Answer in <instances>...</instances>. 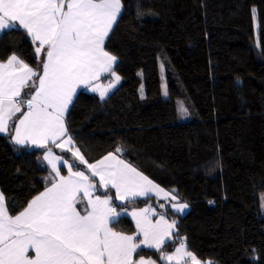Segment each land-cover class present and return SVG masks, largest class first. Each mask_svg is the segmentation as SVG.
<instances>
[{
	"label": "trees",
	"instance_id": "1",
	"mask_svg": "<svg viewBox=\"0 0 264 264\" xmlns=\"http://www.w3.org/2000/svg\"><path fill=\"white\" fill-rule=\"evenodd\" d=\"M122 10L105 43L121 82L106 99L77 94L69 135L89 163L113 153L189 205L183 217L155 198L117 208L149 206L175 220L164 253L186 237L201 264H264V0H122ZM34 49L22 29L0 35V60L15 52L35 67ZM44 152L0 135V192L10 214L50 186ZM60 155L71 162L70 152ZM115 230L136 231L127 216ZM141 255L165 264L160 252Z\"/></svg>",
	"mask_w": 264,
	"mask_h": 264
},
{
	"label": "snow or ice",
	"instance_id": "2",
	"mask_svg": "<svg viewBox=\"0 0 264 264\" xmlns=\"http://www.w3.org/2000/svg\"><path fill=\"white\" fill-rule=\"evenodd\" d=\"M122 15V0H0V32L25 30L35 45L36 60L34 67L15 52L0 60V134L16 145L44 149L43 160L51 168L50 186L17 214H10L0 192V264H155L141 255L144 249L160 252V259L169 264H187L188 259L201 264L187 250L186 237L173 253L162 251L177 222L163 215L153 222L154 209L128 213L135 222L133 234L115 230L124 215L117 208L126 210L128 203L150 194L178 201L176 190L166 191L113 153L89 163L68 133L65 114L77 89L91 87L104 99L121 79L114 68L118 58L105 50V41ZM142 16L138 11L137 18ZM102 74L112 77L108 86L92 87ZM163 94L168 96L166 86ZM177 110L182 118L188 116L183 102ZM53 146L71 152V162L56 155ZM80 164L90 176L74 171ZM62 168L67 175L61 174ZM114 200L124 203L114 206ZM172 207L183 213L189 205Z\"/></svg>",
	"mask_w": 264,
	"mask_h": 264
},
{
	"label": "crops",
	"instance_id": "3",
	"mask_svg": "<svg viewBox=\"0 0 264 264\" xmlns=\"http://www.w3.org/2000/svg\"><path fill=\"white\" fill-rule=\"evenodd\" d=\"M115 26V25H114ZM114 28V27H113ZM18 29H22V28H18ZM8 30H12V29H5L3 32H5V31H8ZM23 30V29H22ZM25 31V30H24ZM3 32H0V35L3 33ZM26 32V31H25ZM112 32V31H111ZM110 32V33H111ZM110 35V34H109ZM109 37V36H108ZM107 37V38H108ZM107 38H106V40H107ZM105 43H106V41H105ZM43 53H41V56L43 57ZM111 79H112V77L110 76V74H102L101 75V77H100V79L98 80V81H95V82H93L92 83V87H95V86H97V85H100L101 87H107L108 86V84H109V82L111 81ZM120 82H121V80L115 85V87L114 88H112V89H110V91L107 93V95L104 97V99H106L107 97H109L115 90H116V88L119 86V84H120ZM81 91H85V92H88V93H92V94H95V95H97L99 98H100V94H99V91H96V92H93L92 90H91V87H88V88H84V87H80V88H78L77 89V93H76V96H77V94L79 93V92H81ZM76 96L73 98V102H74V100H75V98H76ZM73 104V103H72ZM72 104L71 105H69V110H70V108H71V106H72ZM69 110H68V112H69ZM68 112L65 114V122H66V116H67V114H68ZM17 115H19V114H17ZM0 135H2V136H6V135H4V134H0ZM13 143V142H12ZM14 144V143H13ZM14 145H16V144H14ZM16 146H21V145H16ZM24 146H32V147H36L35 145H24ZM24 146H21V147H24ZM66 147H68V146H66ZM53 151H54V153L56 154V155H59V156H61L60 155V152H62L59 148H55L54 146H53ZM71 153V152H70ZM82 154V153H81ZM118 159H121V158H119V157H117ZM102 159V158H101ZM100 159V160H101ZM45 163L47 164V162L45 161ZM77 164H79V162L77 161L76 162ZM127 163V162H126ZM82 165V164H81ZM47 166H48V168L50 169V171H51V168H50V166L47 164ZM83 166H86V165H83ZM65 170H66V172H67V169L66 168H64ZM87 169V168H86ZM75 171V170H74ZM62 174V173H61ZM85 174L86 175H89L90 176V172L87 170V172H85ZM62 175H67V173L66 174H62ZM95 179L97 180V181H99V178L98 177H95ZM156 184V183H155ZM110 190H112L114 193H115V190L114 189H110ZM96 194H98V193H96ZM146 198H155V199H157V200H159V201H161V202H164L165 204H167V205H169L170 206V208H171V210H172V212L173 213H175L176 215H178V216H181V217H183V216H185L187 213H188V211H189V207L187 208V209H185V211L183 212V213H178V212H176V210L172 207V205L173 204H176V203H180L179 201H172L170 198H165L164 197V194L163 193H160L159 195H155V194H150V197H137L135 200H141V199H146ZM119 202H121V201H119ZM121 203H124V202H121ZM78 207V206H77ZM146 208H149L150 210H152V209H154L155 210V212H156V215L155 216H152L151 217V219L153 220V222H155L157 219H159V217L162 215V214H159L158 215V213H157V211H156V209L155 208H153V207H146ZM135 210H139V209H135ZM121 211H124V210H121ZM133 210H131V211H124V215H122V216H127V217H129L130 219H131V221L133 222V224H134V226H135V222H134V220L132 219V217L130 216V215H128V213H130V212H132ZM118 212H120V211H118ZM121 216V217H122ZM165 217V216H164ZM165 219H167L166 217H165ZM169 222H171L169 219H167ZM174 233H175V229H174V231H173V235H174ZM173 237V236H172ZM170 240H168L167 242H166V244L169 242ZM165 244V245H166ZM164 245V246H165ZM145 250H153V251H155L154 249H145ZM30 254H32V255H34V253H30ZM144 257V259H146V260H148V259H150V258H148V257H145V256H143ZM134 258V260H138L139 258H136V256H134L133 257ZM151 260H153V259H151ZM153 261H155V260H153ZM164 262V261H163ZM165 264H169V262L167 261V262H164ZM155 264H159L158 262H156L155 261ZM171 264H175V263H172L171 262Z\"/></svg>",
	"mask_w": 264,
	"mask_h": 264
},
{
	"label": "rangeland",
	"instance_id": "4",
	"mask_svg": "<svg viewBox=\"0 0 264 264\" xmlns=\"http://www.w3.org/2000/svg\"><path fill=\"white\" fill-rule=\"evenodd\" d=\"M162 261L167 262L166 260H162ZM172 263H175L176 264L175 261H172ZM181 264H185V262L184 261H181ZM187 264H191L190 259H188Z\"/></svg>",
	"mask_w": 264,
	"mask_h": 264
}]
</instances>
